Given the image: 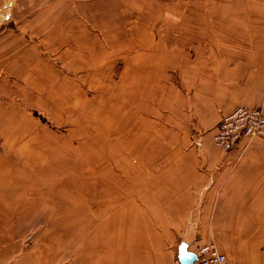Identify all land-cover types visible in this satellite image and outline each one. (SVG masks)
<instances>
[{
  "label": "rangeland",
  "instance_id": "1",
  "mask_svg": "<svg viewBox=\"0 0 264 264\" xmlns=\"http://www.w3.org/2000/svg\"><path fill=\"white\" fill-rule=\"evenodd\" d=\"M52 3L62 6V15L69 9L70 19L73 12L75 22L39 28L45 59L39 60V77L28 78L34 81L29 105L38 106L29 111L39 120V141L29 140L27 153L39 152V260L87 264L98 255L100 219L88 210L96 200L85 181L108 180L106 191L118 193L121 181L131 201L134 170L147 165L149 147H163L158 138L168 134L175 151L190 142L187 133L193 148L196 135L207 131L198 108L212 122L213 144L221 151L243 153L253 141H264V135L244 138L234 149L215 141L220 122L235 109H257L264 116V0ZM227 87L242 102L220 116L231 99ZM162 158L157 154L152 165L158 168ZM193 245L195 253L200 245ZM153 253L157 264L167 262L164 253L180 264L176 249Z\"/></svg>",
  "mask_w": 264,
  "mask_h": 264
},
{
  "label": "crops",
  "instance_id": "2",
  "mask_svg": "<svg viewBox=\"0 0 264 264\" xmlns=\"http://www.w3.org/2000/svg\"><path fill=\"white\" fill-rule=\"evenodd\" d=\"M61 8L51 0H0V264H47L39 260L38 149L27 158L29 140L39 141V120L29 111L38 107L29 105L28 87L34 81L28 78L39 77V60L45 59L39 28L75 22L73 12L70 19L69 9L62 15ZM134 60L140 61V54ZM212 90L207 93L215 95ZM226 91L231 99L217 112L220 116L242 102L230 87ZM196 110L207 131L196 135L193 148L186 132L190 142L175 151L168 147V134L158 138L163 147H149L147 165L134 170L131 201L122 194L121 181L120 193L106 191L108 180L84 182L96 200L88 210L99 212L100 219L98 255L92 260L89 254L87 264H157L155 251L176 249L179 259L182 248L191 252L193 244L206 243L215 244L233 264H264V141H253L243 153L221 151L213 144L212 122ZM157 154L164 161L158 168L152 165ZM91 248L85 245V252ZM163 256L171 264L170 253Z\"/></svg>",
  "mask_w": 264,
  "mask_h": 264
},
{
  "label": "built area",
  "instance_id": "3",
  "mask_svg": "<svg viewBox=\"0 0 264 264\" xmlns=\"http://www.w3.org/2000/svg\"><path fill=\"white\" fill-rule=\"evenodd\" d=\"M262 135H264L262 113L257 109L240 107L224 116L215 134V141L221 148L234 149L244 138ZM195 254L197 257L195 264H232L213 244L200 245Z\"/></svg>",
  "mask_w": 264,
  "mask_h": 264
},
{
  "label": "water",
  "instance_id": "4",
  "mask_svg": "<svg viewBox=\"0 0 264 264\" xmlns=\"http://www.w3.org/2000/svg\"><path fill=\"white\" fill-rule=\"evenodd\" d=\"M197 260L196 254L187 250V247L182 248L179 254L180 264H195Z\"/></svg>",
  "mask_w": 264,
  "mask_h": 264
},
{
  "label": "bare ground",
  "instance_id": "5",
  "mask_svg": "<svg viewBox=\"0 0 264 264\" xmlns=\"http://www.w3.org/2000/svg\"><path fill=\"white\" fill-rule=\"evenodd\" d=\"M141 45V44H140ZM128 87V86H127Z\"/></svg>",
  "mask_w": 264,
  "mask_h": 264
}]
</instances>
